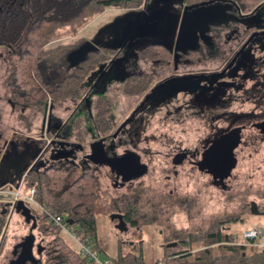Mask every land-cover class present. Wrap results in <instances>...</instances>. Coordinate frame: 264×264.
I'll use <instances>...</instances> for the list:
<instances>
[{
	"label": "flooded vegetation",
	"instance_id": "obj_1",
	"mask_svg": "<svg viewBox=\"0 0 264 264\" xmlns=\"http://www.w3.org/2000/svg\"><path fill=\"white\" fill-rule=\"evenodd\" d=\"M179 10L174 38L162 43H149L139 50L140 53L144 48L153 46L168 55L149 58L138 53L140 57L152 61L155 69L157 65L161 68L163 64H168L167 72L158 74L156 79L153 74L156 71L104 72L107 76L103 77L104 82L118 80L121 96L128 102L132 99L125 113L114 123V103L106 89L103 91L100 88L101 92L97 93L93 92V87L91 91H86L81 103L89 112L92 128L86 127L85 123L82 125L81 121L78 130L68 122L52 125L51 112L47 108L36 130L34 122L37 115L27 118L23 106L13 97L12 76L3 81L2 85H9L11 91L5 103L0 95V264H40L34 256V231L38 230L42 216L40 205L34 199V191L31 196L35 203L23 200L18 204L19 198L15 196L24 186L28 174L63 167L68 171V180L75 175L89 173L96 181H105L107 189H128L148 173L146 158L150 152L145 147L140 148V142H147L149 137L144 134V128L155 116L162 122L175 123L189 118L197 121L204 118L211 132L200 142L202 145L192 150L176 149L171 157L168 156L172 177L178 176L177 167L187 166L207 175L213 186L224 191L229 189L228 182L236 165L231 175L219 182L206 168L200 170L197 162L213 140L233 128L241 129V142L234 149L235 157L243 141V133L248 129L255 130L257 137L264 136L261 129L264 126V0H180ZM184 14L188 32H182L175 52ZM86 56L81 59L80 53L70 55L67 58L68 67L75 68ZM214 60L220 61L216 69H184L191 64ZM130 76H134L131 79L135 83L142 79L139 82L145 86L141 92H124L123 84ZM103 79H96V83ZM89 95L94 97L88 99ZM99 97L107 98L110 103V109L104 116L108 126L102 130L95 126L92 118L95 101ZM236 102L240 105L239 109L232 108ZM7 111V115L14 119L4 118L3 114L6 115ZM216 123L222 125L216 126ZM119 160L126 163L118 167ZM123 166L129 167L123 169ZM111 193L105 191L104 194ZM118 199L124 197L118 196ZM248 209L251 214L250 205ZM114 213L123 215L118 211ZM14 217L22 219L29 226V231L16 239L6 252L8 225ZM172 242L176 241L165 244ZM36 250L38 253L39 248Z\"/></svg>",
	"mask_w": 264,
	"mask_h": 264
},
{
	"label": "rangeland",
	"instance_id": "obj_2",
	"mask_svg": "<svg viewBox=\"0 0 264 264\" xmlns=\"http://www.w3.org/2000/svg\"><path fill=\"white\" fill-rule=\"evenodd\" d=\"M179 2L180 0H151L134 10L111 8L96 16L80 30L79 36L88 39L86 41L102 47L122 49L120 56L111 62L103 63V66L88 77L82 86V90L89 89L90 91L95 87L93 92L97 93L101 92L100 88L103 91L106 89V93L114 103L112 106L113 123L125 113L132 99L128 102V99L121 96L118 80L111 79L110 82H104L103 77L107 78L104 72L156 71V74L153 73L154 79L165 71L167 72L168 64H163L161 68L157 65L155 69L152 61L140 57L138 53L149 43H162L163 40L174 38L180 16ZM68 30V28L60 29L51 39L50 44L55 45L73 40L72 36L68 35ZM219 65L220 61L214 60L191 64L184 69L188 71L216 69ZM60 73L64 74L62 71ZM10 75L11 70L6 51L0 48V95L4 103L9 98L11 88L8 87L9 85L3 86L2 84ZM99 78L103 81L96 83V79ZM91 97L93 98L94 95H89L87 98L91 99ZM92 102L93 100L90 101V106ZM262 103L264 109V98ZM76 104V100H66L61 106L49 107L47 110L51 112V124L63 125L67 121L71 125L79 118L82 125L85 123L86 127L92 128L86 106L81 104L75 108ZM232 108L239 109V103H233ZM8 113L7 111L6 115L3 114L4 118H13L7 115ZM24 114L29 119L37 115L34 122L37 130L42 119L41 112L29 108L24 111ZM203 120L204 118L198 121L189 118L180 123L162 122L155 116L144 128V134L149 137L147 142L143 140L140 142V148L145 147L150 152L146 158L147 175L139 183L122 190L107 189V183L97 179L96 185L100 194L108 199H116L118 196L133 199L139 208L148 213V223L141 227H131L121 217L115 216L116 213L96 216L95 236L89 235L88 238L99 247L100 262L132 251L133 245H136L137 248H142L145 261L152 263L165 253L164 243L178 242L177 239H182L186 234H192L196 238L206 232L213 223L225 221L231 217L238 218V221L236 223L225 221L221 229L224 228L222 230L225 232H233L239 240L242 239L245 229L254 223L253 221H256L259 224L258 227H261L264 232V215L256 217V214H250L248 209L250 202L253 201L264 211V136L257 137L255 130L248 129L243 133V141L236 151L237 164L228 182V190L224 191L213 186L207 175L187 166L177 167L178 176L172 177V167L169 163L171 154L176 149L197 148L211 132L207 122ZM217 125L222 124L216 123ZM90 133L95 134L93 131ZM76 176L70 178L69 181ZM19 191L23 195H30L27 185L21 187ZM105 191L112 193L107 196L104 194ZM28 231L29 226L25 225L22 219L14 217L8 225L6 252L16 239L26 235ZM66 237L68 238L67 235ZM34 238V256L42 260L36 248H39L45 240L42 239L37 229L34 231ZM202 241L203 239L191 243L190 250L199 252L202 248ZM259 241L264 245V235L261 234L257 238L258 244H260ZM69 243L76 247L74 242L69 241ZM180 245L167 247V249L175 251L185 248ZM246 252L248 255L251 254L250 251Z\"/></svg>",
	"mask_w": 264,
	"mask_h": 264
},
{
	"label": "trees",
	"instance_id": "obj_3",
	"mask_svg": "<svg viewBox=\"0 0 264 264\" xmlns=\"http://www.w3.org/2000/svg\"><path fill=\"white\" fill-rule=\"evenodd\" d=\"M151 0H0V48L7 54L10 64L14 98L26 111L32 108L43 114L44 109L61 106L66 100H76L78 107L83 95L86 79L98 71L101 64L111 61L122 53L121 48L102 47L87 53L86 59L75 68L68 67L67 55L86 40L80 30L104 11L115 9L134 10ZM62 28H68L73 40L51 45L50 41ZM143 57L156 58L168 54L158 47H146ZM64 72V74L60 72ZM60 73V75H59ZM59 75V77H57ZM130 76L123 84L125 93H139L144 83L133 82ZM93 121L98 129L108 126L104 116L110 109L107 98L95 101ZM67 122V121H66ZM71 125L78 130L80 119ZM68 171L50 168L30 173L25 186L34 190L35 201L50 212L63 216V222L71 225L81 239H89L96 231V216L116 211L131 227L148 223V213L135 204L133 199H108L97 190L96 180L89 173L68 180ZM236 223L238 218L226 219ZM225 221L213 223L209 229L197 236L186 234L177 243L184 249L170 251L163 244L165 253L152 263L144 259L141 247L133 245L132 251L119 254L111 264H264V249L254 241L237 242L236 234L225 232ZM227 222V223H228ZM243 222V220L241 221ZM38 233L45 241L39 247L40 264H98L81 256L62 234L60 227L51 223L42 212ZM223 231V232H222ZM243 234V233H242ZM95 236V235H94ZM237 238V239H236ZM201 250H190V244L200 241ZM92 243V242H91ZM93 247H99L92 243ZM216 246V247H214ZM187 247V248H186ZM137 248V249H136ZM169 252H168V251ZM246 251H250L248 255Z\"/></svg>",
	"mask_w": 264,
	"mask_h": 264
},
{
	"label": "water",
	"instance_id": "obj_4",
	"mask_svg": "<svg viewBox=\"0 0 264 264\" xmlns=\"http://www.w3.org/2000/svg\"><path fill=\"white\" fill-rule=\"evenodd\" d=\"M185 25H186V17L184 14L181 20V26H180L179 34L177 37L175 52L178 50V44L182 37L181 35L182 32L183 33L185 31L186 33L188 32L187 26ZM96 49H97V46L93 42L85 41L77 49L68 53L67 58L74 53H78V54L80 53L82 55L81 59H84L88 52L92 50H96ZM258 127L261 128V126H258ZM261 129H262V132L264 133V126ZM240 132H241L240 128H233L226 134L220 135L218 138L213 140L212 143L209 145V147L202 152L201 158L197 162V166L199 167V169L203 170L206 168L208 172L211 173L215 179H218L219 182H223L225 178L229 177L237 161L234 155V149L241 142ZM123 162L126 163V161L124 160L123 161L119 160L117 164L118 167H122L121 163ZM135 162H137V157H135ZM110 166H112L111 163H110ZM128 167L129 166H123V169H127ZM22 201H23L22 199H19L17 203L18 204L22 203ZM250 211L252 214L264 215V211L258 210L257 204L253 201L250 202ZM114 215L115 216L117 215L118 217L122 218V216L119 214H114ZM176 245H177L176 242H172V243H168L166 246L174 247ZM38 253H39V250H38Z\"/></svg>",
	"mask_w": 264,
	"mask_h": 264
},
{
	"label": "built area",
	"instance_id": "obj_5",
	"mask_svg": "<svg viewBox=\"0 0 264 264\" xmlns=\"http://www.w3.org/2000/svg\"><path fill=\"white\" fill-rule=\"evenodd\" d=\"M33 189L30 190V195H23L21 192H16L15 196L16 198L34 202L31 194L33 193ZM43 214L46 216V218L53 223L54 225L61 228L62 232L67 235L70 241L74 242L77 248V251L81 256L87 257L89 261H95L98 264H111L110 260H105L103 262H100L98 259V253L99 250L93 247V244L89 239H81L76 232L74 231L73 227L71 225H67L63 222V216L56 212H50L49 210L39 206ZM262 234L261 228L258 226H254L250 229H246L243 234V242L246 244L248 241H256L258 237H260Z\"/></svg>",
	"mask_w": 264,
	"mask_h": 264
},
{
	"label": "crops",
	"instance_id": "obj_6",
	"mask_svg": "<svg viewBox=\"0 0 264 264\" xmlns=\"http://www.w3.org/2000/svg\"><path fill=\"white\" fill-rule=\"evenodd\" d=\"M20 192V191H19ZM252 216H254V215H252ZM256 217H258V216H262V215H255ZM254 223H252L251 225H249V227H247L246 229H250V228H252V227H254V226H259V224L256 222V221H253ZM263 224H264V222H263ZM263 227V226H262ZM261 228V227H260ZM245 229V230H246ZM262 231V230H261ZM63 233V232H62ZM264 235V232H262V236ZM63 236L66 238V240H68V238L65 236V234L63 233ZM237 239V238H236ZM70 240H68V242H69ZM237 242H240V241H243V238L242 239H237L236 240ZM71 242V241H70ZM256 242H257V239H256ZM260 242V241H259ZM258 243V242H257ZM70 244V243H69ZM261 244V245H260ZM260 244H259V246H261L263 249H264V245L260 242ZM71 245V244H70ZM97 245V244H96ZM72 246V245H71ZM75 250H77V248L76 247H74V245L72 246ZM99 250V249H98Z\"/></svg>",
	"mask_w": 264,
	"mask_h": 264
}]
</instances>
